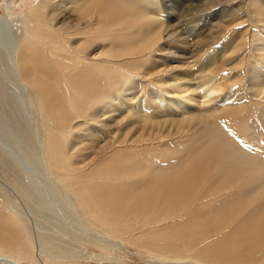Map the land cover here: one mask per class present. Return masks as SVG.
I'll return each mask as SVG.
<instances>
[{
	"label": "bare ground",
	"instance_id": "bare-ground-1",
	"mask_svg": "<svg viewBox=\"0 0 264 264\" xmlns=\"http://www.w3.org/2000/svg\"><path fill=\"white\" fill-rule=\"evenodd\" d=\"M246 1L243 6V0H233L231 4L242 5L223 9L220 15L226 21L248 14V26L236 30V25L242 27L240 23H214L205 39L194 32V19L203 18L213 9L216 2L212 0H39L21 16L12 13L11 4H3L8 17H0V207L12 204L9 208L14 215L0 223V245L15 255L0 252V264H22L16 254H28L23 252L29 245L27 236L34 243L52 228L64 233V215L73 222H81V212L95 216L87 210H102L101 206L106 205L102 200L93 202L91 190L97 188L104 195L118 189L104 185V180L126 183L127 178L130 182L138 177V167L124 162L126 156L135 155L137 150H133L143 141L127 140L132 131L157 129L179 135L185 127L186 135L202 130L203 123L188 112L197 103L204 109L202 104L211 99L208 93L216 91L218 76L213 66L218 59L232 61L252 37H257L256 41L263 38L257 33L249 35L254 30L252 26H264V5L259 0ZM160 3L185 11L177 21L180 28L172 34L178 41H185V49H189L185 52V72H193L181 82L163 81L161 71L153 69L154 63H161L155 57L160 55L156 47L162 29L156 27L148 10ZM39 15L40 20H31ZM257 53L255 63L264 66V48L259 46ZM219 69L233 71L234 66ZM251 79V86L264 81V77ZM210 85V91L205 89ZM128 96L132 97L125 99ZM173 106L185 109V125L164 118ZM157 115H162L164 121L152 119ZM131 116L136 119L133 123ZM164 139L157 141L165 142ZM208 148L219 158L215 154L220 150L217 142ZM192 164L188 171L194 179L202 177L193 170L206 175L212 168L223 169L220 165L213 167L210 161ZM164 184L167 188L159 196L131 192V198L109 203L106 211L103 209L105 214L97 215L96 221L119 226L116 215L125 211L128 215L123 223L131 230L140 221L143 228L144 224L164 222L158 229L153 228L170 225V236L176 241L171 236L169 248L175 249L185 242H178L181 238L192 239L191 232L197 231L198 239L204 242L203 256L215 264L244 257L236 250L240 245H251L252 253L260 249L264 218L258 214L250 218L251 214L240 220L238 215L242 213L234 214L240 205L233 198L226 210L223 207L214 214L206 212L190 219L187 216L181 222H165L174 217V210L189 206H185L184 183ZM13 197L20 204H15ZM230 205L234 207L232 212ZM236 220H240L239 224L231 229ZM234 239L233 247L225 245ZM191 245L188 242L185 249Z\"/></svg>",
	"mask_w": 264,
	"mask_h": 264
},
{
	"label": "rangeland",
	"instance_id": "rangeland-1",
	"mask_svg": "<svg viewBox=\"0 0 264 264\" xmlns=\"http://www.w3.org/2000/svg\"><path fill=\"white\" fill-rule=\"evenodd\" d=\"M38 1L0 0V17H8L4 3L11 4L12 13L14 12L17 16H21L24 10L30 8ZM212 1L216 2L213 9L206 13L203 18H196L199 21L194 19L197 24L194 32L198 33L200 39H205L208 36L214 23H221L226 26L231 25L233 22L240 23L242 27L236 25V30L244 29L245 26L250 24L248 14H240L226 21H223V15H220V11L223 9H233L242 4H231L233 0ZM259 3L264 5V0H261V2L259 0ZM245 4H247V1L243 0V6ZM148 14L155 22L156 27L162 29L160 32L161 40L156 47L160 55L155 57L161 63L153 64L154 71L160 70L162 80L166 82L175 83L185 80V77L188 78L189 73L193 72H185V52L189 50L185 49V46L188 45L185 44V41H178L172 35L175 30L180 28L177 21L184 16L185 11L177 8H167L163 3H160L159 7L150 8ZM39 18H41L40 15L31 18V20ZM252 27L254 30L250 33L249 38L254 36V33H257L263 36V41L257 40L259 42L256 43L255 39L257 37L255 39L252 37L244 49L238 50L237 55L233 56L232 61L218 59L213 66L218 76L216 81L218 86L214 88L216 91L208 93L211 99L208 103L202 104L204 109L197 103V107L188 112L191 113L190 116L193 119H198V121L203 123L202 130L196 133H186V135L185 127L180 130L179 135H176L175 131L163 132L157 129L151 132L132 131L127 140L143 141L138 149L133 150V152L137 150L135 155L126 156L124 162L138 167L141 172L138 177H133L134 179L132 180L130 178V182L129 178H127L128 181H125L126 183L123 180L115 181V183L113 180L112 182L104 180V185L118 187V189L113 188L116 192L112 189L107 194L104 193L103 195L102 193V196L101 192L97 191L99 189L96 188V190L93 189L96 192L91 190V195L93 202L97 203L102 200L106 206L102 205V210H95V208L93 210V207L87 210V212L95 214V216L81 212L78 215L81 222H73L64 215V227L66 226L64 233L57 228H52L45 232L44 235L38 236L34 243H32L33 239L31 236H27L26 242L29 245L23 248V252L28 254H20L19 252L16 254L21 258L20 262L22 264L212 263L207 257L203 256L204 242L201 241L202 238L198 239L199 233L197 231L191 232L194 236L192 239L181 238L178 242L182 240L185 242L175 249L169 248L172 238L176 241L172 235V238L170 236V225L163 224L159 230H154L153 228L158 229L156 227H160L158 225L164 222L159 224L151 223V225L144 224L143 228L141 227L143 221H140L141 223L137 224L138 226L135 225L136 228L131 230L123 223L128 215L125 211L116 215L119 226L115 223L109 226L103 221L101 223L96 221V217L103 216L109 203L127 200L131 198V192L144 196L152 194L159 196L160 193L165 192L164 190L167 186L164 183L167 181L185 184V206L189 207L180 211L174 210V217L165 222H172L173 220H175L173 223L181 222L187 216V219H190L200 214H206V212L208 215L214 214L216 209L223 207L225 208L223 210H226V206H229L228 201L234 202L233 199H236L240 205V208L234 212V214L242 213L238 215L240 220L251 214L253 215L249 216L250 218H254L256 214L264 218V81L258 86L250 85V79H253V76L264 77V66L256 64L257 58H254V56L257 57L259 55L257 53L259 46L264 48V26L258 24ZM181 30L185 33V27H182ZM252 43H254V46ZM260 43L262 44L260 45ZM233 47L234 44L228 47L227 54L231 53ZM241 57L245 58L244 62L240 61ZM220 66H234V70L223 72L219 69ZM205 89L210 91L211 85ZM130 97L132 96H128L125 99ZM142 114H146V112ZM162 115L154 116L152 119L164 121ZM165 117L170 121L184 123L185 125V109L180 111L173 106L168 109ZM167 118L165 119L167 120ZM129 120L133 123L136 120L135 116H131ZM159 138H166L164 139L166 141L158 143L157 140ZM101 139L104 138L101 137ZM213 142H217L220 145L219 152L215 153L219 158L208 148L209 144ZM208 152H211L210 156H205ZM204 158H207V160L203 161ZM206 161H210L213 167L220 165L224 170L212 168L206 172V175L200 170H193L194 174H201L200 176L202 177V179H194L188 168L193 165L192 162L204 164ZM248 167L249 172L247 171ZM246 172L248 175L245 174ZM204 175L205 177L203 178ZM242 178L243 180H241ZM233 180H236V182H233ZM246 186H250L249 189L245 190ZM1 198L0 203L3 200ZM14 198H12L13 202L17 205L20 204V201L17 198L14 200ZM9 206H12V204H5V209L0 207V223L4 222L7 216L12 217L14 215ZM104 207L105 211L103 210ZM229 209L232 212L234 207L230 205ZM229 209L227 208V210ZM240 220L233 222L231 229L236 227ZM227 224L229 223L227 222ZM263 225L264 223L261 229ZM150 227L151 229H148ZM34 232L36 233V231ZM35 236L36 234L34 238ZM236 240L234 239L225 245L233 247ZM188 242H192L191 248L185 249V245ZM35 244H38L39 247L37 248ZM250 247L251 245L249 244L240 245L236 250H239L244 257L234 261L223 260L220 264H264V240L260 249L255 252L252 253ZM0 252L15 255V252L2 245H0ZM201 259L203 260L197 261Z\"/></svg>",
	"mask_w": 264,
	"mask_h": 264
}]
</instances>
